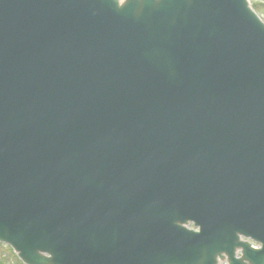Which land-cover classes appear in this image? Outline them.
<instances>
[{
	"label": "water",
	"instance_id": "1",
	"mask_svg": "<svg viewBox=\"0 0 264 264\" xmlns=\"http://www.w3.org/2000/svg\"><path fill=\"white\" fill-rule=\"evenodd\" d=\"M0 242L25 264H264L250 0H0Z\"/></svg>",
	"mask_w": 264,
	"mask_h": 264
},
{
	"label": "rangeland",
	"instance_id": "2",
	"mask_svg": "<svg viewBox=\"0 0 264 264\" xmlns=\"http://www.w3.org/2000/svg\"><path fill=\"white\" fill-rule=\"evenodd\" d=\"M251 5H256L257 12L264 19V0H251ZM255 8V7H254ZM0 264H24L12 248L6 244H0Z\"/></svg>",
	"mask_w": 264,
	"mask_h": 264
},
{
	"label": "trees",
	"instance_id": "3",
	"mask_svg": "<svg viewBox=\"0 0 264 264\" xmlns=\"http://www.w3.org/2000/svg\"><path fill=\"white\" fill-rule=\"evenodd\" d=\"M254 7L256 8V5H254Z\"/></svg>",
	"mask_w": 264,
	"mask_h": 264
}]
</instances>
